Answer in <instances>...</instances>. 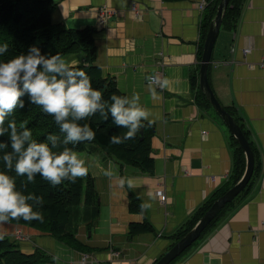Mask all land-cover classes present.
<instances>
[{"label": "crops", "instance_id": "crops-1", "mask_svg": "<svg viewBox=\"0 0 264 264\" xmlns=\"http://www.w3.org/2000/svg\"><path fill=\"white\" fill-rule=\"evenodd\" d=\"M209 2L57 0L52 22L68 29L94 28V64L125 96L138 95L139 106L152 113L154 169L146 173L119 163L94 145L75 151L85 160L89 174L84 178L98 196L96 222L90 223L93 206L81 207L85 221L78 227L77 248L32 227L2 224L11 236L17 229L28 234L24 253L42 248L55 256V264H155L176 243L172 236L177 230L232 182L243 150L203 101L199 86ZM103 8L116 14L104 21ZM211 60L210 83L248 138L256 173L246 194L235 200L236 208L172 264H264V0H245L239 16L224 22ZM152 76L158 83L150 81ZM110 161L111 180L104 175ZM122 179L136 186L122 187ZM130 195L138 210L130 209ZM142 201L151 207L141 211ZM135 225L148 229L132 234Z\"/></svg>", "mask_w": 264, "mask_h": 264}, {"label": "trees", "instance_id": "trees-1", "mask_svg": "<svg viewBox=\"0 0 264 264\" xmlns=\"http://www.w3.org/2000/svg\"><path fill=\"white\" fill-rule=\"evenodd\" d=\"M165 1H179V0H165ZM221 0H210L209 14L204 21V32L206 35L211 21L216 15L217 7ZM245 0H231L226 11L224 22L229 18H237L239 16L241 6ZM57 7V0H0V44L8 43V53L0 56V61H7L16 55L27 54L31 46H36L40 49L41 54L52 56L57 53L61 55L66 62L71 63L73 57L83 58L80 62L75 64L84 70L90 77L92 87L103 92L105 100H109L113 94L125 96L117 87L115 80L111 77H105L102 69L95 65L96 60V44L94 36L96 30L94 28H86L82 30L68 29L60 24L52 22V13ZM206 8V7H205ZM230 15V16H229ZM223 26V25H222ZM205 41V40H203ZM204 42L200 46V57H202ZM203 101L211 107L205 96ZM25 107L23 109L17 108L15 112L8 117L5 122V127L11 120H15L18 129L27 127L33 134V140L37 142H45L46 137L51 134L59 136L61 145L53 151H62L64 147H68L73 151H82L88 146L94 145L101 148L108 155L113 157L119 163L133 166L146 173H152L154 169V159L151 157V136L153 135L152 126H147L144 123V138L140 139V132L133 140H128L123 144H110V137L115 135H123L127 129L117 128L109 118L107 121L103 120L97 113L89 120L80 121L79 123H88L96 132V138L91 143H81L77 145L69 144L67 146L62 144L64 134L59 131V127L55 124L52 116L46 115L43 110L28 102V97H23ZM0 140L7 141L8 134L6 133ZM237 142V141H236ZM5 151H11V148L0 150V157ZM242 150H238L241 153ZM243 153V151H242ZM240 165L236 170V174H232L230 178L233 180L228 182V186L217 192L210 198L183 227H181L172 236L175 242L183 238L195 224L205 215L211 208L213 203L222 197L230 188H232L243 175L245 170V156L240 160ZM0 172H5L15 179L17 190L27 195L35 193L43 198V204L40 207H34V211L42 213L43 222L38 220L24 221L21 219H9L7 223L24 225L32 227L42 232L49 233L60 245H66L71 248H77L80 244L77 240L76 234L78 227L85 221V214L81 213L84 206H93L95 219L90 223L96 222L99 214L97 193L90 179H78L75 183L64 181L58 187H52L48 182L44 181L40 176L36 177V183H27L26 177L16 176L15 171H8L2 159H0ZM256 173L254 169L253 176L248 184L252 183L253 177ZM27 185L25 188L24 185ZM248 186L239 194L232 202L225 205L219 214L213 219L209 226L203 231L198 241L210 235V232L215 228L220 217L228 210L232 211L236 208L235 200H237L244 193L246 194ZM131 198L130 209L138 210V204ZM29 203H32L29 201ZM235 206L234 208H231ZM87 221V220H86ZM189 223V224H188ZM148 229L146 225L132 226L130 232L135 234L142 230ZM194 244L188 248L185 253L179 258L184 257L192 251ZM51 252L42 248H36L34 253L27 254L21 249V246L13 241L10 237L4 236L0 240V264H55L56 259ZM178 260V261H179Z\"/></svg>", "mask_w": 264, "mask_h": 264}, {"label": "clouds", "instance_id": "clouds-1", "mask_svg": "<svg viewBox=\"0 0 264 264\" xmlns=\"http://www.w3.org/2000/svg\"><path fill=\"white\" fill-rule=\"evenodd\" d=\"M9 44H0V56L8 53ZM151 79V78H149ZM166 81L161 87L166 86ZM40 107L46 115L52 116L59 131L64 134L62 144L77 145L91 143L96 138V132L88 123L97 113L107 121L111 118L117 128L127 129L121 135L113 134L109 143L120 145L136 138L137 133L147 126H151L152 113L139 106L140 97L133 94L119 96L113 94L105 100L103 92L92 87L91 77L82 69L75 67V62L69 63L59 53L46 56L36 46H31L27 54L16 55L0 61V137L8 134V140H0V150L5 151L0 159L8 171H15L16 176L26 177L27 183L35 184L40 176L52 187H58L64 181L75 183L89 174V168L84 159L77 152L68 147L62 151H53L60 147L61 142L56 134L46 137L47 143L33 140L30 129H18L15 120L5 122L17 108L23 109L25 101ZM113 164L109 162L104 175L110 180L114 178ZM127 183L129 189L136 185L133 180L122 179L121 186ZM26 188L27 185L25 184ZM141 199V194H136ZM31 201L32 203H29ZM43 198L35 193L23 194L17 190L13 177L0 172V224L9 219H23L24 221L38 220L43 222V215L34 211L40 207ZM151 207L142 201L141 211ZM0 235V240H3ZM54 259H56L54 257Z\"/></svg>", "mask_w": 264, "mask_h": 264}, {"label": "water", "instance_id": "water-1", "mask_svg": "<svg viewBox=\"0 0 264 264\" xmlns=\"http://www.w3.org/2000/svg\"><path fill=\"white\" fill-rule=\"evenodd\" d=\"M231 0H221L216 15L210 23L208 33L203 46L202 59L199 71V86L203 95L217 113L222 122L231 132L245 156V170L238 182L230 188L222 197L217 199L205 215L195 226L178 242H176L155 264H172L188 248H190L202 235L213 219L225 207L232 202L248 186L255 168V155L252 146L232 114L222 105L214 92L209 79V68L211 64L214 47L221 31L226 11ZM144 138V129L140 131V139Z\"/></svg>", "mask_w": 264, "mask_h": 264}, {"label": "rangeland", "instance_id": "rangeland-1", "mask_svg": "<svg viewBox=\"0 0 264 264\" xmlns=\"http://www.w3.org/2000/svg\"><path fill=\"white\" fill-rule=\"evenodd\" d=\"M72 62H75V64H77L78 63L77 57H73V59H71V63ZM2 224H4V223H2ZM2 224H0V235H3V237L4 236L10 237L13 241L17 242L21 247H22V245L25 242H28V234H26V232H23V229H17L16 230V233L14 234V236H11L9 233L3 232V230H2ZM4 225H8V224H4ZM17 226H20V225H17ZM44 233H46V232H44Z\"/></svg>", "mask_w": 264, "mask_h": 264}, {"label": "built area", "instance_id": "built-area-1", "mask_svg": "<svg viewBox=\"0 0 264 264\" xmlns=\"http://www.w3.org/2000/svg\"><path fill=\"white\" fill-rule=\"evenodd\" d=\"M206 5L207 4L205 2H202L200 4V9H204ZM133 9H134V11L136 10L135 7H133ZM100 12H101V15H102L104 21L109 20L114 14H116L115 10L111 9V8H103L102 10H100ZM150 81L152 83H158L159 80H158L157 76H152ZM161 199H162V201H165L166 196L165 195L162 196ZM84 260H85V258H84Z\"/></svg>", "mask_w": 264, "mask_h": 264}]
</instances>
